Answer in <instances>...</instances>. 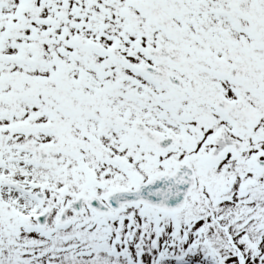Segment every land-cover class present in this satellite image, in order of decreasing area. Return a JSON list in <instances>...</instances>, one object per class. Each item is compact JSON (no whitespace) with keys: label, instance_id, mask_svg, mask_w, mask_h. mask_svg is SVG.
Returning <instances> with one entry per match:
<instances>
[{"label":"snow or ice","instance_id":"obj_1","mask_svg":"<svg viewBox=\"0 0 264 264\" xmlns=\"http://www.w3.org/2000/svg\"><path fill=\"white\" fill-rule=\"evenodd\" d=\"M0 264H264V0H0Z\"/></svg>","mask_w":264,"mask_h":264}]
</instances>
